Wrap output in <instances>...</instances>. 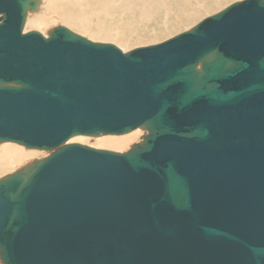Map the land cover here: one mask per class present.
Wrapping results in <instances>:
<instances>
[{"label":"water","instance_id":"95a60500","mask_svg":"<svg viewBox=\"0 0 264 264\" xmlns=\"http://www.w3.org/2000/svg\"><path fill=\"white\" fill-rule=\"evenodd\" d=\"M0 0L2 264H264V0L123 52ZM146 131L125 152L75 136Z\"/></svg>","mask_w":264,"mask_h":264},{"label":"rangeland","instance_id":"374dc122","mask_svg":"<svg viewBox=\"0 0 264 264\" xmlns=\"http://www.w3.org/2000/svg\"><path fill=\"white\" fill-rule=\"evenodd\" d=\"M237 1L241 0H105V2L94 0L85 1L80 5H65L64 0H62L59 3L64 4L61 5L63 7L62 13L51 11L50 14H47V17L51 20L49 28L28 29L26 23H24L23 32L35 30L46 36L52 28L63 26L91 41L111 43L121 51L127 52L137 47L160 43L174 37L180 32L189 30L203 18L217 13ZM107 4H110V7ZM43 5H45V2H40L39 6L42 11ZM68 12L82 13L87 27H81L75 22L65 21L62 16ZM95 23L97 28L92 26ZM96 29L119 31L122 33L119 36L122 41L113 37L111 38L113 40H111L105 35H98ZM145 133L146 131L142 130L137 138L131 140L130 145H126L127 147L123 145L122 148L113 149L125 152L131 148L132 144L140 141ZM69 143H85L93 147L104 146L96 145L95 139L88 136L73 137L69 139ZM14 144L9 143L12 146ZM0 148L3 150L5 147L1 146ZM10 149L7 152L15 151L13 147ZM38 151L40 153H37L36 156H28L27 158L21 156L13 167L0 164V177L13 172L33 159L42 158L48 154L44 153L43 155L44 150ZM0 158L6 159L5 156ZM0 264L2 263L0 262Z\"/></svg>","mask_w":264,"mask_h":264},{"label":"bare ground","instance_id":"6f19581e","mask_svg":"<svg viewBox=\"0 0 264 264\" xmlns=\"http://www.w3.org/2000/svg\"><path fill=\"white\" fill-rule=\"evenodd\" d=\"M60 1H62V0H40V2H45V5L42 6L43 11H42V9H40V6L38 5V9L36 11L28 12L26 19H25L26 22H24V23H26V28H28V29H36V28H42V27L49 28V26H50L49 23L51 22V20L49 17H47V14H50L51 11L62 13L63 7L61 5H64V4L65 5H72V4L80 5V4L84 3L85 1L90 2V1H94V0H64V4H59ZM97 1L105 2V0H97ZM111 1H114V0H111ZM40 2H39V4H40ZM107 5H108V7H110V4H107ZM62 18L68 22H75V23L79 24L81 27H87V25L83 19V15L80 12H76V13L68 12L66 15L62 16ZM199 22H197V23H199ZM92 26L94 28H97L96 23L93 24ZM23 28H24V26H23ZM99 28H102V27H99ZM96 30L99 33L98 35H105V36L109 37L110 39L113 37L117 40L122 41L121 40L122 38L119 37L120 34L122 35V33L119 31H113L111 29H109V30L96 29ZM180 33H182V32H180ZM111 40H113V39H111ZM151 45H153V44H151ZM146 46H148V45H146ZM141 131H142V129L137 128V129H135L129 133L121 134V135H98V136L92 137L95 139V144L96 145L97 144L98 145H104V146L103 147H95V146L93 147L90 145H87V146H90V147L95 148V149L102 148L104 150L120 152V151L114 150L113 148H118V147L122 148L123 145H125V146L128 145L129 143H131V140H134L135 138H137L138 134ZM75 137H78V136H75ZM68 142H69V140H68ZM9 143L10 142L0 143V147L1 146L5 147L3 150L0 148V157H4V156L6 157L5 160L0 158V164L3 166H6V167H8V166L13 167L14 164H16L17 160H19V158L21 156H23L24 158H27L28 156L32 157V156L38 155L37 153H40V151H38L37 149H27V148H25L21 145H18V144H14V146H12V145H9ZM83 145H86V144L84 143ZM11 147H13L15 149V151L7 152V151L11 150L10 149ZM44 153L46 154L48 152L47 151L43 152V155H44Z\"/></svg>","mask_w":264,"mask_h":264}]
</instances>
